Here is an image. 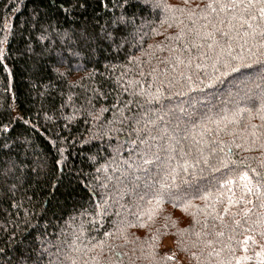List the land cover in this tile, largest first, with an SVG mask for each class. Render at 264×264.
<instances>
[{
    "label": "trees",
    "instance_id": "16d2710c",
    "mask_svg": "<svg viewBox=\"0 0 264 264\" xmlns=\"http://www.w3.org/2000/svg\"><path fill=\"white\" fill-rule=\"evenodd\" d=\"M237 2L149 0L143 26L129 29L119 47L86 65L73 61L70 74L57 79L20 55L32 0H0V145L24 161L19 179L0 183L5 259L28 247L42 253L40 264H113L114 252L119 264H235L232 257L244 255L250 259L241 264H258L262 226L253 222L264 208L238 173L264 171V91L255 86L259 76L243 68L244 76L221 77L245 80L239 93L219 81L204 88L219 72L200 55H212L206 45L219 51L221 33L232 37L225 43L233 55L243 54L242 21L230 7ZM106 4L111 10L108 0H97L87 15L102 22ZM208 95L219 98L211 108L196 103ZM225 157L237 163L225 169ZM196 161L204 181L193 193L181 178ZM224 180L232 183L220 187ZM244 208L248 223L229 231L225 225ZM246 235L257 243H245Z\"/></svg>",
    "mask_w": 264,
    "mask_h": 264
},
{
    "label": "snow or ice",
    "instance_id": "6c2138e0",
    "mask_svg": "<svg viewBox=\"0 0 264 264\" xmlns=\"http://www.w3.org/2000/svg\"><path fill=\"white\" fill-rule=\"evenodd\" d=\"M148 2L149 0H108V3H111V10H107L106 4V11L101 22L99 16L92 15L90 17L87 15L90 9L93 13L95 12V9L91 6L96 4L97 0H32V10L24 22L28 37L23 40L24 49L20 52V55H28L33 58L34 68L37 72H40L43 67V70L49 74H55L57 79L63 78L70 74L73 61L77 62V67L81 61L85 65L92 63L94 58L98 54H102L105 49L111 50L113 46L119 47L120 40L126 36L129 29L142 27L144 23L142 14L147 11ZM207 7L213 8L214 6L210 3ZM219 7L225 9L228 5L220 4ZM230 7L233 9L236 18L242 21L241 27L237 31V39L243 41L239 45L243 54H232V44L225 43V41H232V37L224 33L220 34L219 40L214 41L219 51H216L213 45H206L212 55L209 56L207 53H200V55L204 59H214L212 66L219 72V75L208 77V83L204 85V88H212L219 81L221 84L229 83V86L236 88L237 93H239L240 89L237 85L246 86L245 80H237L236 84H231L221 80V77L228 76L229 73H239L244 76L245 73L241 72L243 68L248 70V76H251L253 72L259 76L260 83L255 86L264 91V0H246V2L245 0H238L237 3H232ZM257 21L259 22L257 23ZM244 25H247V27H244ZM216 31L219 32V29ZM240 31H243V37L240 36ZM256 40L259 41L258 44L254 43ZM225 50L227 56L224 55ZM0 55H3V53H0ZM191 62L192 57H189V63L191 64ZM197 67H202V65H197ZM61 68H64V71H61ZM197 79H199V76H197ZM187 81L190 83L192 76H188ZM204 88H199V91L203 93ZM195 90L189 89V91ZM218 99L214 95H208L203 99H198L196 103L205 108H211L213 101ZM261 107L264 108V102H262ZM4 131H8L6 126ZM252 143H255V140ZM262 146H264V142H262ZM5 147L6 145H0V183L19 179L17 173L20 171V165L24 163L20 159L19 153H16L15 158H13L10 155L11 149L5 151ZM237 147H240V145H237ZM57 163H62V161H57ZM203 163L210 167L212 172L219 171L218 168L211 165L208 159H203ZM219 163L221 167L228 169L229 163L236 164L237 161H228L225 157ZM238 163L243 165L244 161L240 160ZM197 164H200V161H196L191 166V172L185 168L184 173L187 179L181 178V183L186 184L188 188L192 189L193 193L204 181L202 175L204 169H197ZM247 167L248 171L254 173L255 183L252 179H249L248 171L239 172V178L247 182L245 188L248 194L254 195L260 201V207L264 208V171H258L250 166ZM259 167L264 169V159L259 162ZM209 179H215V177ZM230 183H232L231 180H224V183L219 186L224 187L225 184ZM162 187H167V185L162 183ZM200 198L207 199V196ZM229 203H231V200H229ZM244 203L251 204L252 201L244 199ZM224 211H228L227 207L224 208ZM236 215L240 219L233 218L230 225H225L231 232H234L237 227H242L248 223L246 219L248 216L247 208ZM253 223L262 226L259 251L255 252V256L258 259V264H264V218ZM245 230L252 231L253 228L248 225ZM223 234V231L216 233L217 236H223ZM249 240L253 244L257 243L251 235L244 236L245 243ZM7 255L6 252L0 250V264H40V259H42V253L35 255V249L28 247L21 249L18 255L14 252L11 260L5 259ZM113 255L116 257L113 264H119L121 254L114 252ZM168 258L171 259V257ZM232 259L235 260V264H241V260H248L250 257L246 255L233 256ZM226 264H231V260L227 261Z\"/></svg>",
    "mask_w": 264,
    "mask_h": 264
},
{
    "label": "rangeland",
    "instance_id": "374dc122",
    "mask_svg": "<svg viewBox=\"0 0 264 264\" xmlns=\"http://www.w3.org/2000/svg\"><path fill=\"white\" fill-rule=\"evenodd\" d=\"M166 245L169 246V243L166 242Z\"/></svg>",
    "mask_w": 264,
    "mask_h": 264
}]
</instances>
